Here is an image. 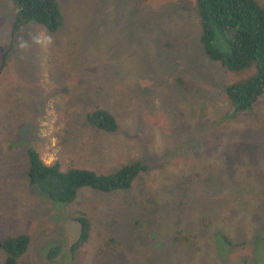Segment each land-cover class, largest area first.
I'll return each mask as SVG.
<instances>
[{
    "label": "rangeland",
    "instance_id": "1",
    "mask_svg": "<svg viewBox=\"0 0 264 264\" xmlns=\"http://www.w3.org/2000/svg\"><path fill=\"white\" fill-rule=\"evenodd\" d=\"M57 2L61 31L29 22L4 58L17 9L0 0V235L30 236L19 264H264V99L234 115L225 96L255 69L205 57L193 0ZM94 108L115 134L88 128ZM28 149L62 170L151 168L129 190L52 204L28 185Z\"/></svg>",
    "mask_w": 264,
    "mask_h": 264
},
{
    "label": "trees",
    "instance_id": "2",
    "mask_svg": "<svg viewBox=\"0 0 264 264\" xmlns=\"http://www.w3.org/2000/svg\"><path fill=\"white\" fill-rule=\"evenodd\" d=\"M12 2L17 12L4 58L12 51L18 30L29 22L41 26L48 33L61 31L63 16L57 0ZM189 10L199 21V43L210 62L219 64L227 73L239 74L255 69L254 74L246 80L225 87V96L233 114L247 112L260 99H264V8L257 0H193ZM84 121L88 128L108 135L115 134L119 128L114 116L102 108H94L86 113ZM26 157L29 187L41 191L52 204L63 205L71 204L77 191L82 188L106 195L129 190L138 176L151 168L147 163L135 161L113 173L97 174L73 167L62 170L58 162L46 165L40 155L31 149L26 151ZM75 222L80 226V235L70 249L73 258L78 257L80 249L89 242L91 231V223L84 214L76 217ZM114 242L109 239L107 246ZM29 245L30 236L27 234L13 237L0 235V250L4 254L2 264H19ZM59 252L60 248L50 249L47 253L49 261Z\"/></svg>",
    "mask_w": 264,
    "mask_h": 264
},
{
    "label": "clouds",
    "instance_id": "3",
    "mask_svg": "<svg viewBox=\"0 0 264 264\" xmlns=\"http://www.w3.org/2000/svg\"><path fill=\"white\" fill-rule=\"evenodd\" d=\"M21 47H23V45H21Z\"/></svg>",
    "mask_w": 264,
    "mask_h": 264
}]
</instances>
